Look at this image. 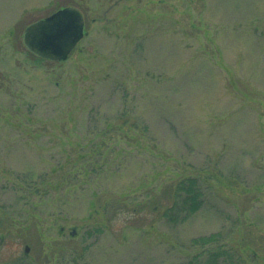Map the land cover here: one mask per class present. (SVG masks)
<instances>
[{"label": "rangeland", "instance_id": "1", "mask_svg": "<svg viewBox=\"0 0 264 264\" xmlns=\"http://www.w3.org/2000/svg\"><path fill=\"white\" fill-rule=\"evenodd\" d=\"M65 7L83 38L35 56L25 28ZM190 178L198 210L169 222ZM231 247L264 264V0H0V264Z\"/></svg>", "mask_w": 264, "mask_h": 264}, {"label": "water", "instance_id": "2", "mask_svg": "<svg viewBox=\"0 0 264 264\" xmlns=\"http://www.w3.org/2000/svg\"><path fill=\"white\" fill-rule=\"evenodd\" d=\"M83 29L84 21L78 9L65 7L28 25L22 40L35 56L48 61H64L82 39Z\"/></svg>", "mask_w": 264, "mask_h": 264}, {"label": "trees", "instance_id": "3", "mask_svg": "<svg viewBox=\"0 0 264 264\" xmlns=\"http://www.w3.org/2000/svg\"><path fill=\"white\" fill-rule=\"evenodd\" d=\"M179 190L183 193V197L181 199L182 205L180 204L182 208L179 211V215L181 217L180 219L175 220L176 217H174L173 213H170V215H168V213H164L169 222H181L182 220H185L190 214H193L198 210L200 191L196 188V180L190 178L182 181V183L179 185ZM193 242L199 246L212 244L216 242V235L212 234L208 237H200L195 239ZM218 250L209 251L204 264H221V261H228L229 264H241L242 260L236 253V248L231 247L227 250Z\"/></svg>", "mask_w": 264, "mask_h": 264}]
</instances>
